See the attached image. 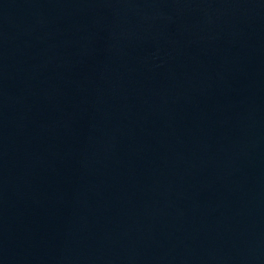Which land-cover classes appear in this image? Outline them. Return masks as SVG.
<instances>
[{
    "label": "water",
    "instance_id": "water-1",
    "mask_svg": "<svg viewBox=\"0 0 264 264\" xmlns=\"http://www.w3.org/2000/svg\"><path fill=\"white\" fill-rule=\"evenodd\" d=\"M0 264H264V0H0Z\"/></svg>",
    "mask_w": 264,
    "mask_h": 264
}]
</instances>
